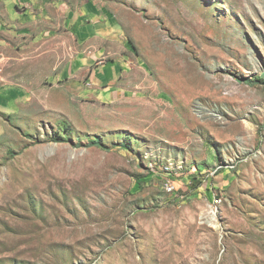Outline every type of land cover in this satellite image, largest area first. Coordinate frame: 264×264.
I'll list each match as a JSON object with an SVG mask.
<instances>
[{
  "label": "rangeland",
  "instance_id": "1",
  "mask_svg": "<svg viewBox=\"0 0 264 264\" xmlns=\"http://www.w3.org/2000/svg\"><path fill=\"white\" fill-rule=\"evenodd\" d=\"M94 1L148 92L54 77L79 49L63 30L0 57V264H264V85L237 79L264 74V0Z\"/></svg>",
  "mask_w": 264,
  "mask_h": 264
},
{
  "label": "crops",
  "instance_id": "2",
  "mask_svg": "<svg viewBox=\"0 0 264 264\" xmlns=\"http://www.w3.org/2000/svg\"><path fill=\"white\" fill-rule=\"evenodd\" d=\"M60 30L70 33L79 49L54 77L107 101L148 92L142 57L128 43L120 20L94 0H0V57L40 50L44 40ZM12 94L10 88L0 86V104L5 108L10 103L0 107V131L6 123L2 118L11 115Z\"/></svg>",
  "mask_w": 264,
  "mask_h": 264
},
{
  "label": "trees",
  "instance_id": "3",
  "mask_svg": "<svg viewBox=\"0 0 264 264\" xmlns=\"http://www.w3.org/2000/svg\"><path fill=\"white\" fill-rule=\"evenodd\" d=\"M128 40V43L130 44V46L136 51V47L135 45L131 42V40L127 39ZM137 52V51H136ZM238 79V82H241V83H244V84H247V85H252V86H258V85H264V74L261 75L260 77H253V78H249V77H246V78H237ZM60 140H63V141H68V139H60ZM90 144L92 146H97V147H105L101 144L100 140L97 138V137H94L91 141H90Z\"/></svg>",
  "mask_w": 264,
  "mask_h": 264
},
{
  "label": "bare ground",
  "instance_id": "4",
  "mask_svg": "<svg viewBox=\"0 0 264 264\" xmlns=\"http://www.w3.org/2000/svg\"><path fill=\"white\" fill-rule=\"evenodd\" d=\"M167 186V185H166ZM172 189H173V187H172Z\"/></svg>",
  "mask_w": 264,
  "mask_h": 264
}]
</instances>
